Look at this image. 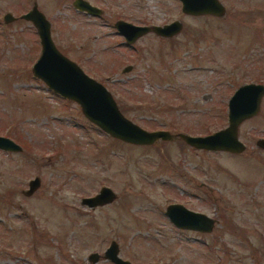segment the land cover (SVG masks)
I'll list each match as a JSON object with an SVG mask.
<instances>
[{"label": "rangeland", "instance_id": "rangeland-1", "mask_svg": "<svg viewBox=\"0 0 264 264\" xmlns=\"http://www.w3.org/2000/svg\"><path fill=\"white\" fill-rule=\"evenodd\" d=\"M73 1L0 0V135L21 146L0 150V264H113L103 257L111 241L133 264H264V149L256 145L264 95L238 127L239 154L179 138L125 143L33 76L39 39L19 18L36 3L55 47L102 83L133 123L206 135L227 125L236 88L264 85V0H217L221 16L185 14L179 0H86L101 10L96 16ZM7 12L16 19L4 23ZM118 20H178L181 29L127 44ZM34 177L40 184L26 196ZM103 186L115 193L111 203L80 204ZM171 203L212 217V231L176 228L164 215Z\"/></svg>", "mask_w": 264, "mask_h": 264}, {"label": "water", "instance_id": "water-1", "mask_svg": "<svg viewBox=\"0 0 264 264\" xmlns=\"http://www.w3.org/2000/svg\"><path fill=\"white\" fill-rule=\"evenodd\" d=\"M179 1L181 11L188 15L221 16L224 13V7L217 0ZM73 6L80 11L96 16L101 13L99 8L86 0H74ZM19 18L32 23L39 39L40 53L31 68L33 76L44 82L47 88L56 95L77 103L83 116L110 137L133 145H151L157 140L170 141L179 138L194 149L211 152L224 151L233 154L244 151L245 145L238 137V127L243 121L258 112L261 98L264 95L263 84L249 82L236 88L227 101V125L213 133L190 135L186 133L173 134L164 129L149 131L126 118L117 107L108 89L102 83L88 76L75 62L55 47L50 34V23L37 9L36 3ZM2 19L4 23H9L16 18L7 12ZM114 27L123 36L125 42L131 44L149 31L161 37L173 36L180 31L181 23L175 20L163 26L148 27L118 20ZM130 69L131 66H126L123 72ZM256 145L264 149V138L259 139ZM0 150L18 152L21 150V146L12 139L0 135ZM39 184L38 177L32 178L28 181L24 194L31 195ZM114 198L115 193L109 187L103 186L96 194L82 197L80 204L93 209L111 203ZM164 215L176 228L200 233L211 232L215 222L212 217L188 209L179 203L167 205ZM103 257L113 264H133L118 255V246L114 241H111L104 250ZM98 258L99 255L96 252L88 255V260L92 263H95Z\"/></svg>", "mask_w": 264, "mask_h": 264}, {"label": "flooded vegetation", "instance_id": "flooded-vegetation-1", "mask_svg": "<svg viewBox=\"0 0 264 264\" xmlns=\"http://www.w3.org/2000/svg\"><path fill=\"white\" fill-rule=\"evenodd\" d=\"M123 21H125V20H123ZM173 21H175V20H173ZM127 22H128V21H127ZM171 22H172V21H171ZM168 23H170V22H168ZM168 23H162L161 25H155V24H154V25H153V24H151V25H147V24H146V25H145V24H135V25L152 27V26H163V25L168 24ZM114 24H115V23H114ZM132 24H133V23H132ZM150 32L152 33V31H149V33H150ZM147 33H148V32H147ZM153 33H154V32H153ZM154 34H155V33H154ZM176 34H177V33H176ZM174 35H175V34H174ZM174 35H173V36H174ZM158 36H159V35H158ZM159 37H161V36H159ZM171 37H172V36H170V37H162V38H167V39H168V38H171ZM124 40H125V39H124ZM39 180H40V179H39Z\"/></svg>", "mask_w": 264, "mask_h": 264}]
</instances>
